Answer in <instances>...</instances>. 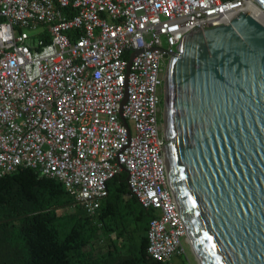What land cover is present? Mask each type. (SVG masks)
Segmentation results:
<instances>
[{
	"label": "built area",
	"instance_id": "built-area-1",
	"mask_svg": "<svg viewBox=\"0 0 264 264\" xmlns=\"http://www.w3.org/2000/svg\"><path fill=\"white\" fill-rule=\"evenodd\" d=\"M242 12L264 24L254 0H0V179L31 168L95 218L107 182L125 174L153 213L148 256L182 255L187 229L164 155L166 68L191 29Z\"/></svg>",
	"mask_w": 264,
	"mask_h": 264
},
{
	"label": "water",
	"instance_id": "water-1",
	"mask_svg": "<svg viewBox=\"0 0 264 264\" xmlns=\"http://www.w3.org/2000/svg\"><path fill=\"white\" fill-rule=\"evenodd\" d=\"M175 47L164 155L189 244L199 264H264V24L242 12Z\"/></svg>",
	"mask_w": 264,
	"mask_h": 264
},
{
	"label": "trees",
	"instance_id": "trees-1",
	"mask_svg": "<svg viewBox=\"0 0 264 264\" xmlns=\"http://www.w3.org/2000/svg\"><path fill=\"white\" fill-rule=\"evenodd\" d=\"M107 190L92 218L60 181L31 168L1 178L0 264H188L181 256H148L153 213L131 193L125 174L110 179Z\"/></svg>",
	"mask_w": 264,
	"mask_h": 264
},
{
	"label": "rangeland",
	"instance_id": "rangeland-1",
	"mask_svg": "<svg viewBox=\"0 0 264 264\" xmlns=\"http://www.w3.org/2000/svg\"><path fill=\"white\" fill-rule=\"evenodd\" d=\"M164 109V108H163ZM67 212H71L72 209H66ZM181 257L185 258V260L187 261L188 264H199L193 251L192 248L189 244L184 243V253L182 255H180ZM180 258L179 256H175L172 258L173 259H177Z\"/></svg>",
	"mask_w": 264,
	"mask_h": 264
},
{
	"label": "bare ground",
	"instance_id": "bare-ground-1",
	"mask_svg": "<svg viewBox=\"0 0 264 264\" xmlns=\"http://www.w3.org/2000/svg\"><path fill=\"white\" fill-rule=\"evenodd\" d=\"M162 105H163V103H162Z\"/></svg>",
	"mask_w": 264,
	"mask_h": 264
}]
</instances>
